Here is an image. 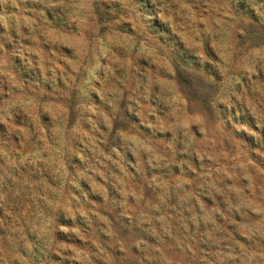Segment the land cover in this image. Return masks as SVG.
<instances>
[{"label": "clouds", "instance_id": "obj_1", "mask_svg": "<svg viewBox=\"0 0 264 264\" xmlns=\"http://www.w3.org/2000/svg\"><path fill=\"white\" fill-rule=\"evenodd\" d=\"M0 264H264V0H0Z\"/></svg>", "mask_w": 264, "mask_h": 264}]
</instances>
